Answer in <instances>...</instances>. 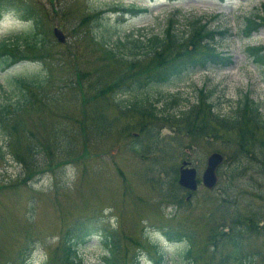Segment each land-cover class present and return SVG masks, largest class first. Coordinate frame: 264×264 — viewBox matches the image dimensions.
I'll list each match as a JSON object with an SVG mask.
<instances>
[{
  "label": "rangeland",
  "instance_id": "1",
  "mask_svg": "<svg viewBox=\"0 0 264 264\" xmlns=\"http://www.w3.org/2000/svg\"><path fill=\"white\" fill-rule=\"evenodd\" d=\"M16 1V7L3 5L6 11L0 23V45H18L30 60H17L9 69H4L6 56L0 51V83L3 85L0 89V151L4 155L13 153L6 156V160L0 158V264H22L27 255H33L32 264H54L62 236L72 227L67 224L78 219L99 223L100 227L94 226L101 230L106 226L109 231L118 233L122 264L130 262L135 251L142 256V264H158L157 260L161 264H186L179 254V246L168 242L163 233L169 227L184 232L193 230L194 255H204L197 264H205L213 250L209 244L212 227L228 231L229 221L223 208L216 204L227 195V189H231V200L238 202L241 209L255 207L264 212V177L259 175L257 165L247 161L244 164L252 169L245 171L235 188L229 186V174L231 167L237 165L228 163L217 171L218 185L211 190L200 185L191 201L187 202L188 194L179 187V169L184 161L191 162L197 169L201 182L211 154L219 152L231 159V152L235 151L234 132L219 129L222 139L194 141L183 135L185 133L177 132L163 120L166 116L160 115L162 120L152 124L149 133L154 139L160 138L159 143L145 150L137 146L136 149L141 148L137 154L131 150V145L146 140H142L143 134L137 135L139 131H134L143 126L142 121H136L135 115L119 116L117 105L109 101L103 125L92 129L88 126L84 133L77 123L83 112L78 97L83 93L74 90L78 87L69 86L70 80L78 79L76 74L81 72L84 74L82 83L88 87L82 92L91 96L99 91L98 87L90 88V78L96 81L99 67L108 59L104 58L96 41L110 47L118 45L122 51H118L119 54L128 56L133 49L130 40H143L146 50L148 39L163 36L171 22L177 34L187 36L194 29L195 21L202 19L201 24H207L209 30L226 32L213 43V51L231 57L233 66L186 75L172 89H152L154 96L162 90L164 94H176L180 98V107H171L163 114L170 117L178 111L176 119H181L179 110H189L197 103L200 90L205 89L211 95L214 112L223 117L233 116L244 96L249 95L264 118L263 69L248 55V47H264V29L250 39L244 38L247 19L263 15L264 0ZM3 3L0 2V6ZM116 5H136L148 8V12L135 17L108 12L102 20H90L81 26L82 17ZM56 27L66 34V44L55 39ZM36 37L45 38V42H41L40 50L33 54L26 50V41L33 44ZM17 57L22 59L21 55ZM48 74L50 83L46 92L32 93L37 99L33 109L28 107L11 117L2 112L1 105L13 109L23 99L18 79L41 81ZM120 77L115 72L112 82ZM110 82L106 76L96 81L100 87ZM46 97L49 103L39 102ZM95 106L98 105L94 103L87 110ZM160 110H164L163 106ZM67 128L73 131L71 143L64 135ZM61 134L63 142L56 151L43 147L50 144V138L56 139L54 135L61 141ZM32 145L44 152L35 158L37 168L30 173L16 160L14 152ZM49 155L55 158L51 161ZM252 160L253 157H248V161ZM46 171L50 173L40 174ZM36 175L40 179L32 181L30 178ZM145 240L150 246L157 244L164 255L159 256ZM250 248L262 254L259 261L263 263L259 264H264V239L257 238ZM106 255L104 239L96 234L81 247L78 259L81 264H106Z\"/></svg>",
  "mask_w": 264,
  "mask_h": 264
},
{
  "label": "trees",
  "instance_id": "2",
  "mask_svg": "<svg viewBox=\"0 0 264 264\" xmlns=\"http://www.w3.org/2000/svg\"><path fill=\"white\" fill-rule=\"evenodd\" d=\"M3 1L2 5L16 7V0H0V2ZM1 10L0 7V18L3 15V11ZM107 12H119L123 15L129 14L133 16L134 14L145 13L147 11L136 10L134 6L125 8L121 5L82 17L81 26L84 27L90 20H97L99 18L102 20ZM28 13L32 17L29 10ZM201 22L202 19L195 21L194 29L187 36L177 34L174 29V23L171 22L163 36H155L148 39L146 50H144L143 40H130L129 44H132L133 49L130 50V54H127L128 56L119 54L122 51L118 45L117 47H110L103 42L96 41V45L101 47L105 55L104 58L108 59V62L99 67L95 80L100 79L101 76H106L112 80L115 72H118L121 77L116 82L120 83L118 86L121 87L122 91L125 89L132 92L153 85H155L153 87L161 86L159 88L164 90L175 88L186 75L206 72L213 68L225 69L231 67L233 65L232 58L223 57L221 54L215 53L212 46V42H215L218 36H225L226 32L209 30L208 25H202ZM247 23L244 34L245 37L250 38L253 32H259L261 28H264V14L250 17V19H247ZM41 42H45V38L40 39L36 37L33 44L32 42H26V50L32 51L34 54L40 50L39 46ZM122 46H125V44ZM11 48V46L6 44L1 46V49L10 51V55L8 53L9 57L5 60L4 69H9L17 60L24 62V60L28 59L26 54L23 55L25 51H22L18 45L14 46L12 50ZM14 48L17 51H14ZM201 49L204 51L202 54L199 51ZM248 52L250 58L254 59L256 63L264 68V47H250ZM17 55H21L22 59H19ZM83 75L81 72H77L76 77L78 79L75 82L82 90H84V87L79 86V84L83 82ZM49 77L41 81L18 79L17 84L21 89L23 99L13 109H10L6 104L1 105L2 112L11 117L12 115H19L23 110L28 109V107H32L33 109L36 106L37 99L33 97L32 93H45L46 86L50 82ZM0 89H3L2 84H0ZM162 90L157 91L156 96L150 93L151 90H147L148 92H145L138 98H123L122 106H119L122 110L119 112V116L135 115V120L142 121L143 123V126H138V129L134 128V131H139V135L143 134L142 140H146L143 143L135 141L131 145L133 152L139 154L141 148L145 150L151 144L156 146L159 143L160 138L154 139V137L149 135L152 131L150 126L162 120L160 115H165L166 117L163 120L174 127L177 132L185 133L183 135L194 141L209 140L210 138L220 139L219 129H222L224 132H234L235 151H233V157L229 158L228 162L237 166L231 167L229 174L230 186H233L239 178L245 176L247 169H252L249 165L244 164L245 161L253 166L257 165L259 174L264 177V118L260 114V109L254 100L249 96H244L235 114L231 117H223L214 112L215 107L211 102V95L205 89H201L198 103L192 105L189 110H179L180 114H178V117L181 116V119L177 120L178 111L170 117H167L163 113L169 111L171 107H180V98L177 95L164 94ZM48 98H43L39 102L41 101L45 105L50 102V100H47ZM79 98L82 100L83 112L81 120L77 119L78 128L82 132H85L88 122L101 121L100 125H103L105 115L103 113H89V109H86V106L90 103L89 98L84 95ZM160 106H163L164 110H159ZM83 119L84 121H82ZM64 135L67 142H73V131L67 128ZM54 136L56 139L50 138V144L47 146L43 145L44 148L57 150L59 143L63 142V135L61 134V141H58V135ZM257 143L258 146L256 148L255 145ZM137 146H141V148L136 149ZM43 152L44 150L32 145L24 151L21 148L17 149L14 152V156L28 172L32 173L37 168L35 158ZM156 152L160 151L157 150ZM9 154L12 156V151ZM6 156L7 153L4 155L0 151L1 159L6 160ZM49 157L51 161L55 158L54 155H49ZM248 157H253L254 160L248 161ZM33 173L36 174L35 172ZM229 189H227V195L223 196V199L219 201L218 206L223 208L225 214H229L231 211L234 213L228 217L229 226H227L228 229L225 228V230H228L227 232L218 230V227H212L210 230L209 244L210 249L212 247L213 250H210L205 264H244L246 261L245 264L257 263L254 259L258 256V251L250 248L249 244L257 238L264 239V224L262 225L264 223V212L255 207H247L242 211L236 206L235 202L231 201V195L228 193ZM232 192L234 193V191ZM71 224L72 227L62 236L61 248L57 257L53 259L54 264H81V260L78 259L79 250L94 235L95 226L90 221L75 220L68 224V226H71ZM101 232L104 234L105 244L108 247L109 258L106 264H122L120 260L121 252H119L122 244L118 235L111 231L106 232L103 227ZM165 234L170 240L189 239V245L185 244L183 251L184 259L188 264H194V260L197 262L200 258L204 257L203 253L197 256L194 255L193 246L195 245V239L190 231L184 232L170 228L165 230ZM157 253L160 254L159 250ZM137 256L138 253L136 254L135 251L131 256L130 262H126L125 264H140L137 261ZM190 257L194 258L192 262L189 260ZM28 263L22 260V264Z\"/></svg>",
  "mask_w": 264,
  "mask_h": 264
},
{
  "label": "water",
  "instance_id": "3",
  "mask_svg": "<svg viewBox=\"0 0 264 264\" xmlns=\"http://www.w3.org/2000/svg\"><path fill=\"white\" fill-rule=\"evenodd\" d=\"M54 34L59 40L60 43L66 42V36L63 31L56 28ZM224 158L222 155L215 153L210 156L208 160V167L203 176V182L208 188H214L217 184L216 170L223 163ZM189 163L184 162L183 167L181 168V175L179 184L188 190L196 191L198 189L197 182V171L196 169L186 168L189 166ZM191 198V197H190Z\"/></svg>",
  "mask_w": 264,
  "mask_h": 264
},
{
  "label": "bare ground",
  "instance_id": "4",
  "mask_svg": "<svg viewBox=\"0 0 264 264\" xmlns=\"http://www.w3.org/2000/svg\"><path fill=\"white\" fill-rule=\"evenodd\" d=\"M71 71H69V73H70Z\"/></svg>",
  "mask_w": 264,
  "mask_h": 264
}]
</instances>
